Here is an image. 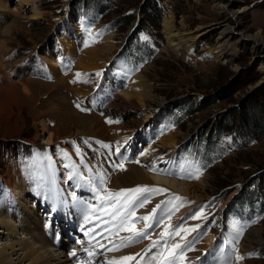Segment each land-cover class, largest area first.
I'll return each mask as SVG.
<instances>
[{
    "label": "rangeland",
    "instance_id": "1",
    "mask_svg": "<svg viewBox=\"0 0 264 264\" xmlns=\"http://www.w3.org/2000/svg\"><path fill=\"white\" fill-rule=\"evenodd\" d=\"M0 1L1 175H7L10 172H16L17 175L22 171L23 174H20L28 176L27 169L24 167L31 165L32 162V166L37 168L36 157L44 152L42 157L47 164L44 166L46 170L52 166V170L61 177H69L72 174L74 182L77 171L79 177L82 174L87 176L93 173L86 172V169L92 168L100 177L94 174L98 180L95 187L96 185L98 187L100 183L101 188L108 186L112 191L110 182L115 175L126 172L132 165L137 168L144 167L140 159L147 158L145 166H149L148 164H151L149 161L151 158L148 160L151 153L149 148L153 145L158 151L162 148L157 138L160 135L166 137L174 135L176 148H162L156 156L159 160L157 166L161 171H167L168 176L159 172L149 173L158 174L167 179L173 177L177 182L189 185L197 183L199 179L200 181L204 179L206 183L203 192L196 193V195L202 194L203 200H196L190 196L184 197L185 195L182 197L181 192L176 193L167 186L161 188L160 185H154V182H147L153 185L142 186L159 188L164 191L153 193L154 197L160 194L162 199L159 197V200L154 198L152 201L149 198L143 207H138V211L143 209L142 217L149 215L157 204L167 199L165 202L172 201V203H165L163 209L172 210L175 204L178 210L180 209L186 215L183 217L194 220L193 226L190 227L196 228L197 231L193 236L195 237L192 244L193 250L185 252L186 259L183 264H191L186 263L191 259H200L199 264H217L218 260L228 255L231 257V264H243L244 261L249 264H264V208L246 207L245 205L241 207L240 204L243 203L241 199L245 198V192L234 201L242 187L247 190L260 187L264 199V131L256 125H264L262 59L255 56L254 52L242 43L245 39L240 43L237 55L233 59L217 60L210 54V50L218 46L219 35L225 28H233L236 34H244L250 38L260 34L264 42V0H238L243 10L234 18L223 12L226 0H157L162 8V15L159 19L151 9L153 0H107L105 4L108 8L104 15L98 14L99 18H97L93 4L74 13L71 4L75 0ZM133 12L137 16L133 26L131 17L122 19L118 24L119 28L112 26L114 19L125 13ZM34 14H37L38 18L32 20ZM90 14L97 18L94 25L88 23L87 17ZM165 18L172 20V33L184 41L193 38L202 28L208 27L213 30L197 40L194 46L190 47L187 43L175 49L168 43L163 32L162 26ZM85 24H88L92 30ZM139 26L141 28L137 33L143 37L142 39L149 40L155 48V54L151 60L142 62L138 70L128 67L125 69L119 60L121 59L120 52H123L124 47L130 43V28ZM59 41L72 44L75 49L73 56L65 52ZM89 46L95 49L101 47L103 52H99L100 61L90 64L91 71L88 69L86 72L81 68L78 69V63L80 55H83L84 50ZM130 54H133L132 59L135 58L134 56L141 58L138 52ZM51 57H54L58 64V71L57 68L55 69L56 77L52 73L54 70L50 69ZM98 72L99 76L96 75ZM244 72L250 73L247 78L255 79V81L243 85L242 80L245 77L242 78L240 75ZM77 73L81 75L78 77ZM239 77L241 81L236 82ZM130 79L133 80L128 81ZM130 83L135 84L137 90L141 88L144 97L146 95L144 110L153 111L157 121L154 130L158 128L159 132L155 135L152 128L150 136L145 137L148 134V127L142 126L144 135L141 132L140 136L138 135L140 143L138 144L136 140L135 146L129 147L130 152L123 155L122 145L118 146L117 139L113 136L115 132L113 128L111 129L113 124H107L104 115L109 111L111 120L118 116L117 118L122 121H119V124L128 121L129 118L139 123L141 115L135 111L137 107L127 109L122 103L124 99L122 93L132 89L129 87ZM70 91L74 94L72 95ZM214 94H219L220 100ZM178 97H191L193 104L205 106L190 116L181 117V112L168 109L169 106H173L169 105L171 101ZM119 99L121 100L118 101ZM237 105L241 107L244 114L234 112L231 119L235 121L238 131L248 134L245 138L248 141L247 144L224 151L222 149L227 148L228 139L232 136L225 134L222 138L225 139L222 149L203 148L198 138L206 141L207 137L201 136L199 132L201 128L223 119L232 113V109ZM178 107L186 108L182 105ZM120 110H127V119L116 113ZM73 113L85 117L86 121L91 123L94 129L91 130L95 134L89 132V129L84 127L85 125H81ZM107 127L110 129L107 130ZM257 133L260 136H257ZM52 134H56L60 139L48 144ZM150 139L153 145L147 143ZM179 145L180 149L177 151ZM115 148H119L116 152L118 156H114L116 162L108 159V154L110 156L111 152L114 153ZM182 148L189 156L187 160L192 161L198 167L192 162H186L184 170L186 159L177 156ZM214 153L217 155L214 156ZM217 157L219 159L215 160ZM119 159L123 160L118 162ZM61 161L68 164L67 172ZM201 161H204L205 169L199 166ZM188 164L194 166L197 174L195 178L186 174ZM12 165L14 168H10ZM42 167L41 164L40 176ZM64 167L66 168V165ZM53 171L51 175L44 177L42 183L40 182L45 187L50 186L54 177H57ZM101 180L103 183L100 182ZM225 180L227 183L217 187ZM3 187H5L6 195L7 193L9 195L8 186ZM136 187L138 186L133 188ZM64 190L66 194L63 196L69 200V192L66 188ZM10 197H12L11 194ZM33 197L28 193L29 205L33 204L31 200ZM44 197L38 195L40 200ZM175 197L181 199L176 200ZM110 198L105 199L104 203L100 199L99 202L102 203L100 205L103 207L106 204L112 209L116 201L112 204ZM118 198L123 199V197ZM231 202L233 203L229 205L224 215L222 208ZM36 214H38L36 218L40 219V212L36 211ZM193 216L198 218L193 219ZM10 220L17 225L15 219ZM180 223L184 226L186 221L181 220ZM169 226L170 224L166 228ZM160 227L157 228L158 236L162 230L163 232L165 230ZM238 228L242 229V234L237 231ZM155 230L156 228L151 231L155 232ZM250 230L257 232L260 242L244 251L243 241ZM183 234V232L180 233V235ZM180 235H175L170 239L166 237L169 246L172 245L171 242L180 238ZM208 240L211 242L208 243ZM152 241L156 240L153 238ZM204 241L209 245L206 249L202 248ZM2 243L6 242L0 240V248ZM158 244L162 243L158 242ZM159 247V250L163 249L162 245L145 247L144 244L143 252L135 258L133 264L140 261L148 264L144 259L155 256ZM210 248L214 249V254ZM127 249L124 248V251ZM111 253L112 251L109 252L110 255ZM238 253L244 258L237 260Z\"/></svg>",
    "mask_w": 264,
    "mask_h": 264
},
{
    "label": "bare ground",
    "instance_id": "2",
    "mask_svg": "<svg viewBox=\"0 0 264 264\" xmlns=\"http://www.w3.org/2000/svg\"><path fill=\"white\" fill-rule=\"evenodd\" d=\"M224 4L225 5L223 7V12H225L229 17H232V18H234L239 12H241L243 10V8L241 7L240 2H238V0H226V2ZM83 8H85L84 5H81L77 9L72 8V10L74 11V13H78L79 11H82ZM93 8H96V7L93 6ZM96 14H97V18H99V16H98L99 13H97V9H96ZM37 18H38L37 14H34V17H32L31 19L35 20ZM97 18H94L92 16V14H90L87 17L88 23L94 25L93 24V22H94L96 24L95 21H97ZM80 19H83V18H80ZM86 26L91 29V27L88 24ZM162 27H163V32L167 37L166 39H167L168 43L171 46H173L175 49H178L187 43H189L188 45L190 47H192L197 42V40H200L203 36H206L208 33L212 32V30H213V29H210L208 27L202 28L199 31H197L196 35L193 38H189L187 41H184L181 37H178V35L172 33V28H173L172 20L165 18L163 21ZM73 30L75 31V29H73ZM78 32H76L77 35H78ZM6 33H7V31H6ZM218 39H219L218 46H216L215 49L210 50V54L215 59H217V60L233 59L234 57H236L235 55H237V51H238L237 48L239 47L240 43L245 39L244 42H242V43L244 45L248 46L250 48V50L254 52L255 56L262 59L261 69L264 72V42H263V39H262L260 34H258L254 38H252V37L250 38L248 36H245L244 34L243 35L236 34L234 32L233 28L232 29L225 28L221 31ZM248 40H249V44L247 45ZM59 44L62 46V48L65 50V52L67 54L73 56V54L75 53V49L70 42L64 44V42L59 41ZM99 52H103V48L97 47V49H95L94 47L89 46L88 49L84 50V54L80 55V60L78 63V69L81 68L86 72L88 71V69L90 70V68H89L91 66L90 64H95L98 60L100 61ZM0 59H1V57H0ZM54 59H55L54 57H51V59L49 60V62H50L49 65L51 67L50 69L54 70V71H52V70L51 71H52L54 77H56V72L58 71L59 68H58V64L55 61L56 59L55 60ZM121 66H122V64H121ZM17 69L20 70V67L17 66ZM55 69L57 71H55ZM135 75H139V74H135ZM135 75H134V77H135ZM133 79H130L128 81H131ZM117 82H119V81H117ZM129 87H132V89H129V91H127V92L122 91L123 92L122 95H123L125 100L123 99L122 100L123 102L122 101L121 102L123 103L124 107L127 109H131V108L135 109V107H137V109L135 111L137 112V114L141 115L140 119H139V123L137 121H134L133 118H129L128 121H126V122L124 121L123 123L119 124L118 122L121 120L119 118H117L118 116H116V118L114 117L115 119L111 120L112 118L110 117L109 111L104 115V119H105L106 123L107 124H113L111 127V129L113 128V130L115 131L113 136L117 139V145L118 146L122 145L121 152L123 153V155L126 152H130L129 147H131V146L134 147L136 140H137L138 144L140 143V141H138V139H140L139 138L140 132L144 135L142 126L148 127V134L145 137H147V136L149 137L150 134L152 133V128L154 130L155 124L157 123L156 119L154 118L155 114L153 113V111L152 110H144L145 109V97H146V95L144 97L143 93L141 92V88H140V90L139 89L137 90L135 88V84H131V83H130ZM71 93H72V95L74 94V92H71ZM105 99H108V98H105ZM120 100L121 99H119L118 101H120ZM116 113L123 115L126 118L128 112H127V110H120V111H116ZM73 114L76 116L77 119H79V123L81 125H85L84 127L89 129V132L94 133L91 130V129H93L91 123L87 122L85 117H82L81 115H78L77 113H73ZM109 120L112 122L108 123L107 121H109ZM109 129L110 128L107 127V130H109ZM158 132H159V129L156 128L154 130V134L157 135ZM59 139L60 138H58V136L56 134H52V135H50V138L48 140V144L52 143L56 140H59ZM157 140H158V143L161 145L162 148H168V149H175L176 148L177 143L174 141V135H171L169 137L160 135L157 138ZM147 143L153 145V142L151 141V139L148 140ZM60 144H63V143H60ZM162 148H160V149L162 150ZM149 149H150L149 151L151 153H150V157L148 158V160L151 158L149 160V161H151V164H148L149 166L146 167L145 165L147 164L146 163L147 158H145L144 160L140 159V161L144 164L143 165L144 167L137 168L135 165H132V166L128 167L126 172H123L122 174L115 175V177H113L111 182H110V187H111L112 191H110V188L108 186H107L108 189L107 188H101L100 183L98 184L99 185L98 187H97V185L95 187V183L96 182L98 183V180H97L96 176L94 174H91V173L87 176L82 174L79 177V182H78L79 185L78 186L80 187L81 191L82 190L84 191L85 188H88L91 190L94 189L101 196H104L103 198H101L102 203H104L105 199L110 197L109 193H116V192H119L121 189H130V188L132 189L135 186H142V185L149 184L147 182H154L153 183L154 185H160L161 188H163V186H167L173 192H176V193L181 192L183 194V195H181L182 197L185 195L184 197L190 196L192 198H195L196 200H203L202 194L196 195V193H198L200 191L203 192L204 187H205V183H206L204 181V179H202L201 181L199 179L197 183L189 185V184H186L184 182L179 183L173 177H171V179H167L165 177H161L158 174H156V175L152 174L151 175V173H153V172H159V173L167 175L166 174L167 171H161L160 168L157 166L159 164V162H158L159 160L156 158V156L160 153L161 150H159V151L156 150V147L154 145L152 147H150ZM157 149H158V147H157ZM116 152H117V148H115V152L112 154L113 157L118 156L116 154ZM43 154H44V152L39 153L36 157L35 163L37 164V168H34L32 166V162H31V165L29 164V165H26L24 167L27 169L26 172H27L28 176L26 174L22 175L23 174L22 171L20 172L22 174L19 173L16 175L15 174L16 172L14 170L13 171L15 173L10 172L7 175H1L0 174V240H4L6 242L4 244L2 243L3 245L0 248V264H109V262L120 261L121 257H127V256L132 257L133 254L142 253L144 244H145V247H150L153 245V241H152L153 238H154V240L162 243L161 245L163 248L165 240L155 239L156 237L160 238V235L157 236L158 235L157 228L160 227L161 225H163V226H161L160 228H163V229L166 228L168 224H170V226L173 225L172 227H175L177 225L176 223H179L181 225L180 221L184 220V221H186V224L184 226L181 225L183 228H190L191 225L193 226L192 223L194 220L191 221L192 219L189 220L190 218L188 219V217H186V218L183 217L186 215H184L180 211V209L177 212H175L174 209H172V210L161 209V210H158V212H157V219L159 220V223L156 224L154 222L153 227H151L147 230V237L148 238L138 237L136 239V242L130 244L131 246L128 245L126 247H120L119 250L112 251L111 255L109 254V252H107V253L100 254L98 257L95 254L92 257H89L87 253L90 250H87L85 252V255H86L85 260L83 262H80L77 259V251H75L74 249H71L69 252H67V247H68L69 242L68 241L64 242L60 237L61 235H56V237H54L53 239L56 240L55 244L59 245V247H61L63 249V251H61L59 248L54 247L52 245V243H50L51 241L48 239V238H52V237L44 234L42 231V228H41V225H42L41 222L42 221L40 220L41 218L40 219L36 218V215H38V214H36V211L40 212L39 211L40 207H43V211L48 212L49 209L51 208V206L53 205L55 198L56 197L60 198L61 195L66 194V191L64 190V188H66V190L69 192V197H70L69 200L70 201L72 200V193H73V190L68 189L66 187V185L64 184V182L67 180V177H61L60 175H57L52 170V168H51L52 166H50L49 170H46L44 168V166L47 164L44 160V157H42ZM108 157H109V154H108ZM121 160H123V159H119L117 161L119 162ZM186 162H192V161L187 160ZM186 162L184 163V170H185ZM41 164L43 167H42V173L40 176L39 167H41ZM61 164L63 165L65 172H67L69 170L68 164L66 162H63V161H61ZM193 164L196 166L195 163H193ZM64 165H66V168L64 167ZM77 167L79 168V166H77ZM191 167H192V169H191ZM193 167L194 166H192L190 164L186 165V172H187L186 174L188 176H190L191 178H195L197 175L196 171H194ZM10 168H14V165L10 166ZM166 168H163V169H166ZM139 169H141V170H139ZM51 171H53L57 177H54V180L52 181L50 186L48 185V187H45L43 184H41L43 182L42 180H44L45 176L51 175L50 174ZM149 172H151V173H149ZM54 183H56L58 185V188L54 192H52V186L54 185ZM4 185L8 186V190L10 191V194L12 197H10V194L8 195V193H7L8 196L6 195V193L4 191L5 187H3ZM149 185L152 186L151 184H149ZM27 189H29V191L26 192ZM28 193H30V195L34 196L33 199L30 198L31 200H33V204L31 203V205H29V203H28V201H30L28 198ZM38 195H43L45 197L42 200H40L38 198ZM145 195H147L149 198H151V200L154 198L159 200V197H160V194H157V195H159L158 197H154L153 193L152 194H145ZM160 199H162V197H160ZM166 200L167 199H165V201ZM101 202H99L95 206L88 205V210L91 213L89 223H94L95 229L99 233L103 234V242H104L105 246H110L112 248L114 245L119 244L121 242V240L125 239L126 237L131 236L132 232L118 228L117 225H118L119 217H117L118 220L113 219V217H111V215H109V213H111L110 212L111 208L106 206V204H105V206L102 207V205H100ZM26 204L28 206H31L32 208L28 207ZM138 207L139 206L136 205L130 209H127V211L130 212V215L128 216L127 221L124 224V229H132L135 231H139L140 229L144 228V226H142V225L145 224V221L142 219L141 220L138 219V217H142L143 209L138 211V209H139ZM102 208L106 209V210L102 211L103 210ZM31 209H33V210H31ZM84 210H87L86 207H84ZM135 211H136V213H134ZM147 212H149V211H147ZM169 213L171 214V219L168 218ZM178 215L180 216L179 218H178ZM39 217H40V215H39ZM11 218L15 219V223H17V225L19 223V225L18 226L16 224L14 225L13 221L10 220ZM46 222H47V224L50 223V219L48 217H47ZM165 222H168V223H165ZM155 228H156L155 232H152L151 230L155 229ZM162 232H163V230L160 233H162ZM194 232H190L185 236L186 241H192L194 239L193 238ZM172 237H170V238H172ZM167 238H169V237H167ZM167 238H165V239H167ZM180 242H182L180 240V238H177L175 240V242H171V243L176 244V243H180ZM210 242L208 240V243H210ZM259 242H260V238H259V235L257 234V232L250 230V232L246 235V237L243 241L244 251L248 250L249 247H251L255 243H259ZM208 243H206L204 241L202 243L203 244L202 248L206 249V247H209ZM161 245L158 243L156 244V246H161ZM124 248L132 249V250L128 251V249H127V251H124ZM159 249H160V247L158 248L157 252L161 251ZM210 249H211V251H213V254H214V249L213 248H210ZM153 250H157V249L153 248ZM72 252L76 253L75 257L70 255V253H72ZM238 254H239V256H241L240 253H238ZM195 256H197V255L195 254ZM212 259H214V258H212ZM144 260L147 261V263H148L151 260V258L144 259ZM193 260L191 259V260L187 261L186 263L199 264L201 262L200 259H198V260L193 259ZM137 264H143V263H141V261H140ZM243 264H249V262L244 261Z\"/></svg>",
    "mask_w": 264,
    "mask_h": 264
},
{
    "label": "snow or ice",
    "instance_id": "3",
    "mask_svg": "<svg viewBox=\"0 0 264 264\" xmlns=\"http://www.w3.org/2000/svg\"><path fill=\"white\" fill-rule=\"evenodd\" d=\"M81 74L77 73V76L79 77ZM97 76L100 75V73H96ZM108 123H111L112 121H107ZM119 151V148L117 149ZM77 152H79V149H77ZM67 155V154H65ZM122 167V166H120ZM69 179H72V174L69 175ZM101 183H103V180H101ZM161 191H164L159 188H153L148 186H138L133 189H121L119 192L116 193H109L110 197H123L122 200H117L116 204V211L109 213L113 217V219H116L119 217L118 225L117 227L122 230L131 231L132 235L129 237H126L125 239L121 240V242L117 245H114L112 248L108 249L109 251H116L119 250L120 247H126L130 245L131 243L136 242V239L138 237L148 238L147 237V230L151 227H153L154 222L156 224L159 223V220L157 219V212L158 210H161L164 208L165 203H172V201H162L160 204H157L151 211V213L147 216L140 217L138 219H142L145 221L144 228L140 229L139 231H135L132 229H124V224L127 221L128 216L130 215V212L127 211V209H130L136 205L143 207L145 203L148 202L149 197L145 194H152V193H159ZM176 200H180V197H175ZM173 208L178 210V207L173 204ZM122 213V214H121ZM168 218L171 219V214H168ZM193 219L198 218L197 216H193ZM84 223H89V216H84ZM238 223V222H237ZM83 227V226H82ZM199 227V225H197ZM196 231V228H183L180 225H176L175 227L169 226L168 228H165L164 232L160 234V239L165 240L163 250L158 252L155 256L151 258V260L148 262V264H153V261L156 262V264H183L186 251L193 250L192 248V242H183L185 241V236L190 233ZM237 231L242 234V229H237ZM183 232L184 235H180V233ZM85 236H89V231L84 232ZM175 235H180V240L183 243H176L169 246L168 240L165 239L166 237H172ZM79 243V241H77ZM91 242V237H90ZM159 241H154L152 247H155L156 244ZM103 247V245H101ZM88 256L92 257L94 253L92 251H88ZM72 256H76L75 252L70 253ZM139 255V254H138ZM243 256H237L236 259L240 260L243 259ZM134 257L127 256V257H121L120 261H113L109 262V264H123V262L133 260ZM217 264H231V257L230 255L226 256L223 259H220L217 261Z\"/></svg>",
    "mask_w": 264,
    "mask_h": 264
},
{
    "label": "trees",
    "instance_id": "4",
    "mask_svg": "<svg viewBox=\"0 0 264 264\" xmlns=\"http://www.w3.org/2000/svg\"><path fill=\"white\" fill-rule=\"evenodd\" d=\"M106 1L107 0H75V2L73 4H71V8L77 9L81 5H84V7L86 8V7L90 6L91 4H93V6L96 7V9H97V13H99L100 16H102V15H104V12L108 8V5L105 4ZM108 1H112V0H108ZM151 9L153 11V14H155V16L159 19L162 15V8L160 7L159 2H157V0L152 1ZM133 14H134V12L133 13H125L124 15L119 16L117 19H114V21L112 22V26L119 28L120 25H118V24L122 21V19L124 20V18H130V17L132 18L131 25L133 26V24H134L133 22L137 19V16L135 14L134 15ZM116 25H118V26H116ZM139 28H141V26L130 28V30H131L130 43H128L126 45V47H124V49H123L122 58L125 61V63L128 62L131 65L132 64L137 65L139 63L137 61H129L128 60V56L133 55V54H130L131 52H138L141 56V62L152 59V57L155 53L154 48H152V46L148 40L140 39L139 33H137ZM138 42H140V43H138ZM249 75H250V73H246V72H244L243 74L240 75V77H242V78L245 77L242 80L243 85H248V84L255 81V79H248L247 76H249ZM240 77L236 82L241 81ZM214 95L218 96L217 98L220 100L219 94H214ZM169 105H173V107H177V106H181V105H182V107L186 106V108H184L185 109L184 114L186 116H190V115L194 114L196 111L201 110V108H203L205 106V105H195V103L193 104V100L191 97H189V98H187V97L174 98V100H172ZM234 112L244 114V111L241 109V107L237 105V107H234L232 109V113H230L229 115H226L225 117H223V119L215 121L214 123L212 122L210 126H204L201 128V130L199 131L201 136L204 135L205 137H207V140L204 141L205 142L204 147H206L207 149L219 147L218 143H220V141H222V138L224 137L225 134H231L232 135V139L234 141V144L237 147L244 146L247 144L248 141L245 138L248 137V134H245L244 131L243 132L238 131L237 126L234 123L235 121L233 122L231 119V117L234 116V114H235ZM256 125L258 127H260L261 131H264V125H258V124H256ZM257 136H260V135L257 133ZM252 181H254V180H252ZM225 183H227V180L223 181L222 183H219L217 187H221ZM244 192H245V198L241 199V201L243 203L247 202L250 205H254L255 202H257V200H258V194H257L256 190H247V188L242 187V188H240V194L237 196V199L240 198Z\"/></svg>",
    "mask_w": 264,
    "mask_h": 264
}]
</instances>
